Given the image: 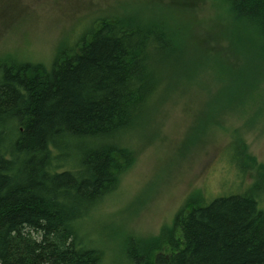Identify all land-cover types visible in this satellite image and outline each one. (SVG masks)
<instances>
[{
    "label": "trees",
    "instance_id": "obj_1",
    "mask_svg": "<svg viewBox=\"0 0 264 264\" xmlns=\"http://www.w3.org/2000/svg\"><path fill=\"white\" fill-rule=\"evenodd\" d=\"M221 1L264 41V0ZM154 22L103 16L72 47H58L49 67L15 58L1 69L0 264L105 260L81 236L83 219L135 160L126 139L143 135L171 93L198 81L179 73L161 89L156 54L179 42L167 17ZM227 105L208 116L218 119ZM229 149L252 184L212 199L191 194L157 236L127 237L128 264H264V164L243 143Z\"/></svg>",
    "mask_w": 264,
    "mask_h": 264
},
{
    "label": "rangeland",
    "instance_id": "obj_2",
    "mask_svg": "<svg viewBox=\"0 0 264 264\" xmlns=\"http://www.w3.org/2000/svg\"><path fill=\"white\" fill-rule=\"evenodd\" d=\"M103 16L142 25L167 17L179 48L156 54L161 89L179 73L198 79L161 102L143 135L126 139L135 160L80 226L104 250L102 264H128L127 237L157 236L191 194L212 199L254 181L237 174L228 148L243 143L264 164V41L221 0H0V71L16 59L49 67L58 47H72ZM225 103L218 119L208 116Z\"/></svg>",
    "mask_w": 264,
    "mask_h": 264
}]
</instances>
